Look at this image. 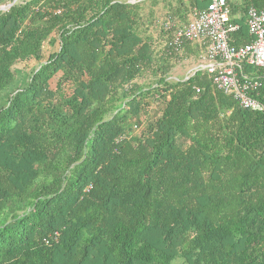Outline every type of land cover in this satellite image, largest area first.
Masks as SVG:
<instances>
[{"label":"trees","instance_id":"16d2710c","mask_svg":"<svg viewBox=\"0 0 264 264\" xmlns=\"http://www.w3.org/2000/svg\"><path fill=\"white\" fill-rule=\"evenodd\" d=\"M168 2L0 0V97L35 65L0 108V264H264V112L206 71L169 80L199 57ZM240 69L264 106V69Z\"/></svg>","mask_w":264,"mask_h":264},{"label":"built area","instance_id":"2783aa9c","mask_svg":"<svg viewBox=\"0 0 264 264\" xmlns=\"http://www.w3.org/2000/svg\"><path fill=\"white\" fill-rule=\"evenodd\" d=\"M206 1L205 9H194L185 28L174 30V46L180 48L183 41L202 44L205 51L194 72L206 71L212 77L214 88L231 96L241 109L264 112V106L250 96V92L260 88L261 84L246 77L242 82L239 77L243 64L264 69V10L251 8L246 12L252 41L236 48L230 45L231 35L238 30L230 4L227 0ZM173 27V24L165 25L167 31Z\"/></svg>","mask_w":264,"mask_h":264},{"label":"rangeland","instance_id":"374dc122","mask_svg":"<svg viewBox=\"0 0 264 264\" xmlns=\"http://www.w3.org/2000/svg\"><path fill=\"white\" fill-rule=\"evenodd\" d=\"M11 6V4H5L3 6L0 7V11H7L9 9V7ZM160 8L162 7V5L159 6ZM166 11L158 14L159 16V20L157 23H159V25H161L160 23L163 21V17L166 15ZM158 25V26H159ZM156 41L158 43H161L162 39L159 35H161L159 30H156L153 32H151ZM49 47L46 45L45 49H44V53L45 55L49 53ZM34 64L33 63H28L26 64H18L14 70H15V81L13 83V85L11 86V88L0 97V108L5 104L7 98L9 97V95L15 91L19 85L26 79V76L28 75L29 71L31 69L34 68ZM197 64H195V62L190 61V60H186L184 63H181L180 65H177L176 69L174 71H172L170 77V81H175V80H183L189 76H192V73L194 72L195 68H196ZM61 77V74H58L57 76H55L51 81H50V87L51 89L55 90L56 86L58 84V81ZM151 81L150 76L144 75L143 78H141V80H139V83L141 84H147ZM65 91L67 92V94L70 95L72 89L70 88V86L66 85L65 86ZM135 134H139V130L135 129V131L133 132Z\"/></svg>","mask_w":264,"mask_h":264},{"label":"crops","instance_id":"0c3cea01","mask_svg":"<svg viewBox=\"0 0 264 264\" xmlns=\"http://www.w3.org/2000/svg\"><path fill=\"white\" fill-rule=\"evenodd\" d=\"M194 2H195L194 0H169L168 5H167L165 11L168 12V13H172V14L175 15V17L177 18L175 20L177 24H179V23L182 24V22H185V20H186L185 23H187L189 20H191V13L195 9V8L192 7L193 4H194ZM228 3L230 4V6L232 8V13H233V8L235 6L238 7V5L240 4V0H228ZM160 9L161 8L158 7V10L159 11H160ZM161 13H163V11H161ZM183 16H184V19H185L184 21L182 19ZM239 16L240 15L238 14V16L236 18H239ZM233 17H234V15H233ZM187 19H188V21H187ZM195 45H196L195 48L193 50L191 49L192 55L200 57L201 54L205 51L204 46L202 44L200 45V43L195 44ZM189 57H192V56L189 55ZM197 65H198V63H197ZM187 78H185V80ZM170 79H171V77L169 78V80ZM175 81H179V80H175Z\"/></svg>","mask_w":264,"mask_h":264}]
</instances>
